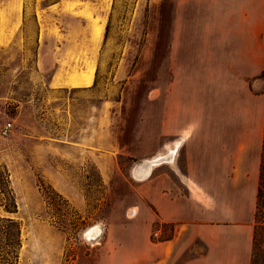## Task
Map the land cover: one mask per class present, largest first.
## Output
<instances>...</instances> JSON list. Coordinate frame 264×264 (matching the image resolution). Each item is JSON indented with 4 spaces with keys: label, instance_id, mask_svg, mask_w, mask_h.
I'll list each match as a JSON object with an SVG mask.
<instances>
[{
    "label": "rangeland",
    "instance_id": "obj_1",
    "mask_svg": "<svg viewBox=\"0 0 264 264\" xmlns=\"http://www.w3.org/2000/svg\"><path fill=\"white\" fill-rule=\"evenodd\" d=\"M54 1L0 0V177L15 203L6 211L0 193V244L9 218L16 264H221L226 228L239 247L249 233L250 264L264 0H67L89 8L85 20ZM179 138L172 162L133 178ZM190 224L208 226L213 250L200 235L163 260L160 242Z\"/></svg>",
    "mask_w": 264,
    "mask_h": 264
},
{
    "label": "crops",
    "instance_id": "obj_2",
    "mask_svg": "<svg viewBox=\"0 0 264 264\" xmlns=\"http://www.w3.org/2000/svg\"><path fill=\"white\" fill-rule=\"evenodd\" d=\"M238 1H239L240 6L242 7L243 0H238ZM66 2H67V0H55L54 2L50 3L48 7L56 5L58 7V9H60L64 13H66V14H68V15H70V16L74 17L75 19H78V20L88 19V13L90 15H92V12L89 10V8H86L83 3L73 6L72 11H69L68 9L65 8ZM240 10L241 11L239 12V17H240L239 20L243 21V8H241ZM241 28H242V26H241ZM240 31L241 32L238 34L243 35L242 30H240ZM45 34H47V33H45ZM83 62H84V59L81 57L80 66L83 65ZM88 77H92V75L90 74L89 76H86L84 79L80 75L79 78L74 80V82H73L72 77H70V76L63 77L62 81L60 80V82H58L57 79L53 78L51 82L55 81L57 83V86L72 87L73 85L78 86L81 84H85L83 82H85ZM85 85H87V84H85ZM182 140H183V138L176 139L171 143V145H168L166 147L164 152H160V153H158L152 157H149V158H144V159L149 160L150 158L158 157L159 155H162V156L167 155L168 156V159H165V160L162 159L158 162L157 165L151 166L149 174L154 167H156L162 163H170L173 161L174 156L177 153V151H178V149L182 143ZM141 160H143V159H141ZM143 172H144L143 169H141L138 173L141 175ZM202 226H200L199 224H190L188 227H186L188 230L186 232V231H182L181 230L182 225H179V227L175 231V234H174L172 239L160 242L159 248L161 250V257L163 258V260L166 258H171L175 254L180 253L183 250L184 251L194 250L192 247L193 245L191 244V241H193L196 236H200V235L202 236L201 239H203L206 242L204 253H207V254L210 253L213 250L214 245H215L214 239H213L214 234L213 233L210 234L207 232L209 228L206 224L202 225ZM200 229H203L204 231L200 230ZM199 230L201 232H199ZM184 234L190 236V239L185 237ZM236 234L237 233H235L234 231L226 229V228L225 229H219L218 235H217V237H219L218 239H224L226 241L224 244H221L220 246L218 245L216 248V251L220 255V259L222 262L221 264H248L249 263V256H250V251H251V249L249 248L250 247L249 243L251 241V236H249V233L247 231H244L243 232V245L241 244V246L239 247L235 243L234 239H232V238H234V235H236ZM189 244H191V245L188 246ZM179 245H181V246H179ZM200 259H201V257H198V256L197 257H191V258H189V260L185 264H198L200 262Z\"/></svg>",
    "mask_w": 264,
    "mask_h": 264
},
{
    "label": "trees",
    "instance_id": "obj_3",
    "mask_svg": "<svg viewBox=\"0 0 264 264\" xmlns=\"http://www.w3.org/2000/svg\"><path fill=\"white\" fill-rule=\"evenodd\" d=\"M0 193L8 199V202L3 205L5 210L10 212L15 208V203L11 200V190L2 185L1 177ZM6 220L8 224L6 225L5 231H3L5 237L4 242L0 244V258H2L3 264H16L20 248V231L18 225L13 223L11 219L6 218ZM254 222L255 231L253 233V245L255 248V256L251 259L250 264H264V125L259 160L258 184L256 188Z\"/></svg>",
    "mask_w": 264,
    "mask_h": 264
},
{
    "label": "bare ground",
    "instance_id": "obj_4",
    "mask_svg": "<svg viewBox=\"0 0 264 264\" xmlns=\"http://www.w3.org/2000/svg\"><path fill=\"white\" fill-rule=\"evenodd\" d=\"M91 78L92 77H88L86 79L85 84H89L91 82ZM165 160V159H168V156L167 155H159L158 157H153V158H150L149 160L148 159H143V160H140L134 167H133V170H132V175H133V178H137L139 180L141 179H144L148 174H149V171L151 169V166L153 165H157L158 162L160 160ZM143 169V173L140 175L138 172ZM100 232V228L98 225H93V226H90L88 227L84 232H83V235L85 238L89 239V240H94L96 239V236L98 235V233Z\"/></svg>",
    "mask_w": 264,
    "mask_h": 264
},
{
    "label": "built area",
    "instance_id": "obj_5",
    "mask_svg": "<svg viewBox=\"0 0 264 264\" xmlns=\"http://www.w3.org/2000/svg\"><path fill=\"white\" fill-rule=\"evenodd\" d=\"M8 127V126H7ZM7 127L3 130V133H6Z\"/></svg>",
    "mask_w": 264,
    "mask_h": 264
}]
</instances>
